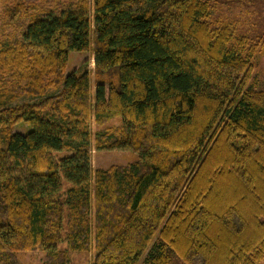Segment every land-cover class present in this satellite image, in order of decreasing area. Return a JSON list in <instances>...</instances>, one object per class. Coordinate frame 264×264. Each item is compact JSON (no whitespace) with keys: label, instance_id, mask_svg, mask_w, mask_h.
<instances>
[{"label":"trees","instance_id":"obj_1","mask_svg":"<svg viewBox=\"0 0 264 264\" xmlns=\"http://www.w3.org/2000/svg\"><path fill=\"white\" fill-rule=\"evenodd\" d=\"M3 17L27 23L0 39V264L264 260V92L235 22L212 27L206 0H16ZM90 49L93 94L89 71L65 75ZM92 143L138 159L93 170Z\"/></svg>","mask_w":264,"mask_h":264},{"label":"rangeland","instance_id":"obj_2","mask_svg":"<svg viewBox=\"0 0 264 264\" xmlns=\"http://www.w3.org/2000/svg\"><path fill=\"white\" fill-rule=\"evenodd\" d=\"M16 0H0V39L6 36H20V33L27 23V19L22 21V26L16 24H5L3 12L6 7H11ZM25 5H35L36 7L47 10H59L68 7L77 0H20ZM90 2L92 0H89ZM210 5L209 24L215 27L218 23L232 21L236 23L235 38H244L247 40L248 47L253 54L251 63L253 73L250 80V87L255 91L264 92V0H206ZM92 49L87 52H71L68 56L65 75L74 70L86 69L90 72L91 93L93 94L94 83L92 71L94 68ZM55 91H50L54 93ZM31 102L29 98L18 99L15 104H24ZM120 124V118L116 117L109 121L106 127H117ZM16 131L21 132V127H15ZM91 135L97 131L96 126L91 123ZM67 153H54V157H62ZM138 155L131 151L120 150H101L95 149L92 143L90 152L91 166L93 170L108 169L111 166H126L136 162ZM65 228L62 232L63 241L57 244L60 251H68L65 242ZM17 264H43L45 254L39 250L17 252ZM94 250L87 253L68 251V264H92L94 260ZM171 264H183L176 256H171ZM264 264V260L260 263Z\"/></svg>","mask_w":264,"mask_h":264}]
</instances>
